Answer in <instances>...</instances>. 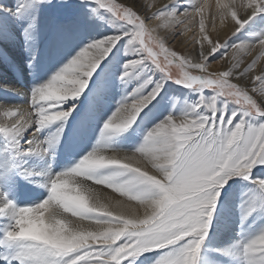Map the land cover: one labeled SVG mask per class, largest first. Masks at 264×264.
<instances>
[{"label":"snow or ice","instance_id":"6c2138e0","mask_svg":"<svg viewBox=\"0 0 264 264\" xmlns=\"http://www.w3.org/2000/svg\"><path fill=\"white\" fill-rule=\"evenodd\" d=\"M52 2L0 0V40L22 30L34 70ZM80 5L51 22L48 78L3 86L24 100H0V264H264V0ZM169 82L195 99L164 111Z\"/></svg>","mask_w":264,"mask_h":264},{"label":"bare ground","instance_id":"6f19581e","mask_svg":"<svg viewBox=\"0 0 264 264\" xmlns=\"http://www.w3.org/2000/svg\"><path fill=\"white\" fill-rule=\"evenodd\" d=\"M54 5L57 6V9L59 11H63L67 13L70 17L73 16L74 14L76 16L77 13L83 16L84 10L83 7L80 5V0H53L51 7H48L46 9L51 10V8ZM107 27L108 26L105 24V29H107ZM21 32L22 30L18 29L17 31L18 40L15 43H9L0 40V48H3L8 53V57L11 62V63H7L4 60L0 59V89L3 90L0 92V100L7 103H22L24 98L14 93L8 92L3 87L4 85H11L18 89L29 90L34 83L47 79L48 76L51 74V72L54 71L55 67L58 66V61L60 59L55 45L53 44L52 46H50V42L53 40V35L50 28L47 34H44L42 47L39 54V63L37 64L34 70L32 67L29 66L30 57L28 56L27 52L24 50L22 46L23 36ZM225 35H226L225 31L220 32V38H223ZM169 87L170 86L167 84L166 94H162L165 96L162 102L168 100L169 96L172 95V92L170 91ZM118 98H119V92L117 91L114 94V99H118ZM136 142H137L136 137H131L127 140H122L120 143L121 146L129 148L132 147ZM127 143H131V144H127ZM30 163L35 164L37 167H41L39 164V160H33L30 161ZM43 165L44 162L42 164V167ZM21 191H22V187L20 186L18 191L9 193L10 198L15 199L18 204L20 203L18 202V200H20L19 198L21 197ZM97 191L101 199L105 201H107L108 199L111 200L122 199L119 193L103 186H98Z\"/></svg>","mask_w":264,"mask_h":264},{"label":"rangeland","instance_id":"374dc122","mask_svg":"<svg viewBox=\"0 0 264 264\" xmlns=\"http://www.w3.org/2000/svg\"><path fill=\"white\" fill-rule=\"evenodd\" d=\"M208 2H209V4L214 5L215 0H208ZM211 11H212V9H209L206 11V17L210 16ZM78 16L82 17L78 13L76 16L74 14L73 16L70 17L67 13H65L63 11H59L57 9V6H55V5L51 8V10L45 8L41 14V23H42V26L44 27V34H47L49 29L51 28V22L52 21H69V20H72ZM206 23L208 24V27L211 28L210 22L206 20ZM216 23H217V27H218L219 21L217 20ZM197 27H198V25H197ZM213 36L215 37V33H213ZM224 37L220 38V39L223 40ZM178 44L179 43L174 41L173 44L170 46L176 47L177 50H179L181 52H184L187 50V49H185L184 46H182L183 44H179V45ZM189 47H190V45H189ZM219 67H220V63L215 62V61L211 65V68L214 70L219 68ZM168 85L170 86L169 89L172 92V95L169 96V99L165 101L167 104L165 102L161 103L160 107L164 111L170 110L173 106V103L176 104L177 108L182 109L185 106L186 100L191 101V100L195 99L194 94H192L190 92V90H188L187 88H182L180 85L173 84L171 82H169ZM1 91H3V90L0 89V92ZM172 99L174 102L172 101ZM135 137H136V140L138 141L139 137L138 136H135ZM127 144H131V143H127ZM43 162L44 161H39V164L41 167H42ZM67 162H68V153L65 152L64 154L58 155L57 160L54 163L53 167L56 168L57 170H59L60 166L66 164ZM20 186L22 187V191H21V197L19 198L20 200H18V202H20L19 203L20 205H24L27 202V200L31 197V194L33 193V190L36 188V186L35 185H29L24 181H20ZM40 191H45V194H46V190L40 189ZM43 198L44 197H41V199H43ZM3 222H5V221H0V227L1 228L4 225Z\"/></svg>","mask_w":264,"mask_h":264}]
</instances>
